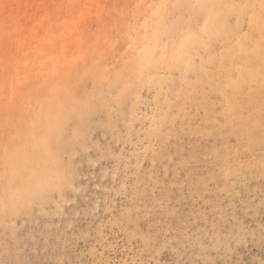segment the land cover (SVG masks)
<instances>
[{
  "label": "rangeland",
  "instance_id": "1",
  "mask_svg": "<svg viewBox=\"0 0 264 264\" xmlns=\"http://www.w3.org/2000/svg\"><path fill=\"white\" fill-rule=\"evenodd\" d=\"M0 264H264V0H0Z\"/></svg>",
  "mask_w": 264,
  "mask_h": 264
}]
</instances>
